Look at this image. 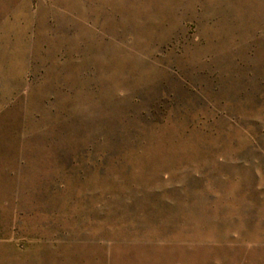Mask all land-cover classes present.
<instances>
[{
  "label": "rangeland",
  "instance_id": "rangeland-1",
  "mask_svg": "<svg viewBox=\"0 0 264 264\" xmlns=\"http://www.w3.org/2000/svg\"><path fill=\"white\" fill-rule=\"evenodd\" d=\"M0 264H264V0H0Z\"/></svg>",
  "mask_w": 264,
  "mask_h": 264
}]
</instances>
